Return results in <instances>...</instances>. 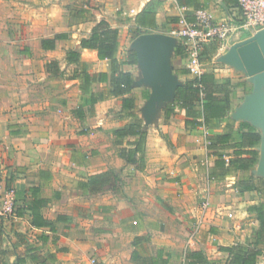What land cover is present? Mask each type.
<instances>
[{"label": "crops", "instance_id": "0c3cea01", "mask_svg": "<svg viewBox=\"0 0 264 264\" xmlns=\"http://www.w3.org/2000/svg\"><path fill=\"white\" fill-rule=\"evenodd\" d=\"M77 1L72 14L56 18L53 10L44 22L9 24L11 14L0 13V194L16 192V214L0 216L1 259L244 264L234 262L228 248L249 246L260 251L255 264H264L262 223L249 211L264 204V174L258 171L263 129L254 125L262 137L249 172L232 170L236 147L210 148L215 133L230 131L229 122L234 128L252 124L235 117L253 91L250 80H243L251 88L246 92L232 76L245 71L220 60L249 36L210 44L218 47L204 70L230 77L235 93L222 121L212 128L185 107L167 108L177 87L198 77L176 32L179 20L195 22L199 9L216 22L235 19L239 0H207L199 8L178 0H91L89 8ZM149 5L157 24L134 32L137 14ZM102 20L119 31L114 64L82 45ZM145 33L164 38L165 77L149 73L138 42ZM121 73L131 74L129 88L115 83ZM135 118L146 133L144 152L137 148L139 133L116 132Z\"/></svg>", "mask_w": 264, "mask_h": 264}, {"label": "trees", "instance_id": "16d2710c", "mask_svg": "<svg viewBox=\"0 0 264 264\" xmlns=\"http://www.w3.org/2000/svg\"><path fill=\"white\" fill-rule=\"evenodd\" d=\"M181 6L190 5L194 7H203L207 0H178ZM175 18H169V21H175ZM157 16L154 8L148 6L139 12L136 16V22L138 27H133V31L140 32V27L150 29L157 24ZM118 35L119 31L113 28L105 20L100 21L94 28L93 33L89 38L83 39L82 45L84 47L94 48L98 50L99 57L108 58L114 64L117 62L116 53L118 51ZM219 41H212L203 46L199 58L204 64L211 61L212 53L216 50V46L210 44H216ZM135 51H133V54ZM70 54L79 57L78 53L71 52ZM117 85L124 84L129 88L132 84V78L130 73H121L120 77L115 81ZM232 81L230 77L219 78L213 71L204 70L203 73L192 81H188L184 85L177 87L175 100L168 105V110H173L176 106L185 107L189 110V114L193 117L201 116L204 118V124L208 127H215L222 119H224L228 111L233 108L232 97H235V93L232 92ZM241 86H244L246 92H249L251 88L247 81L240 82ZM245 92V93H246ZM233 93V95H231ZM191 109V111H190ZM170 112V111H169ZM198 124L199 122H191L187 120V123ZM231 127L229 132L215 133L211 138L210 148L214 149L217 145L229 144L234 147L237 158L232 160V170L242 169L245 172H249L257 164L259 159V151L256 149L261 143V133L258 129L248 123L241 122L238 128H234V124L228 123ZM120 136L128 134L139 133L140 140L137 148L140 151H145L146 147V133L143 132L141 127V121L136 119L124 128L116 131ZM130 161H135L136 156L129 157ZM224 167V164L221 163ZM250 186L245 184L244 189H250ZM250 212L256 211L258 218L262 223L261 232L264 233V204L250 206ZM233 254V261L236 263L243 262L244 264H255L256 257L260 251H252L249 246H236L228 248ZM34 258H36L34 256ZM24 259H19V264H24ZM0 264H7L0 257Z\"/></svg>", "mask_w": 264, "mask_h": 264}, {"label": "water", "instance_id": "95a60500", "mask_svg": "<svg viewBox=\"0 0 264 264\" xmlns=\"http://www.w3.org/2000/svg\"><path fill=\"white\" fill-rule=\"evenodd\" d=\"M163 40L159 33H145L138 38L142 56L146 59L151 76L165 77ZM220 60L236 66L249 76L253 83V91L245 97L235 117L261 127L264 133V28L233 44ZM261 150L258 171L264 174V139Z\"/></svg>", "mask_w": 264, "mask_h": 264}, {"label": "built area", "instance_id": "2783aa9c", "mask_svg": "<svg viewBox=\"0 0 264 264\" xmlns=\"http://www.w3.org/2000/svg\"><path fill=\"white\" fill-rule=\"evenodd\" d=\"M240 17L216 22L212 14L205 9L196 11L195 22L181 17L176 30L178 36L188 47L190 71L200 76L204 63L199 55L203 46L212 41L229 43L243 36H251L264 28V0H239ZM16 192L6 189L0 194V216L11 217L16 214ZM207 203L205 202L204 205ZM232 215V214H230Z\"/></svg>", "mask_w": 264, "mask_h": 264}, {"label": "rangeland", "instance_id": "374dc122", "mask_svg": "<svg viewBox=\"0 0 264 264\" xmlns=\"http://www.w3.org/2000/svg\"><path fill=\"white\" fill-rule=\"evenodd\" d=\"M53 0H0V13L5 9L9 14L10 21H19L18 24H27V22L40 21L44 22L49 19V13L55 12V17L58 18L61 13L72 12L77 10L76 6L79 4L77 0H54L55 4H52ZM88 7H94L91 4V0H82ZM53 14V13H52ZM42 24V23H40ZM230 74V73H229ZM237 80L241 82L243 80H250L247 74L232 73ZM253 89V83L248 81Z\"/></svg>", "mask_w": 264, "mask_h": 264}]
</instances>
